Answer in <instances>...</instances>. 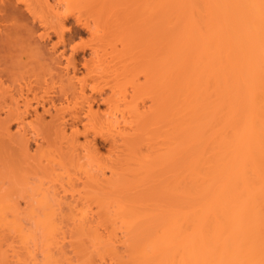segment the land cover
I'll return each instance as SVG.
<instances>
[{
  "label": "rangeland",
  "instance_id": "374dc122",
  "mask_svg": "<svg viewBox=\"0 0 264 264\" xmlns=\"http://www.w3.org/2000/svg\"><path fill=\"white\" fill-rule=\"evenodd\" d=\"M88 2L76 0L69 4L74 16L64 29L66 46L53 27L43 26L38 32H51L49 44L58 42L59 54L65 48L62 64L58 66L65 69L68 60L75 61L79 68L78 77L88 80L85 95L89 99L82 95L73 97L74 90H71L68 93L72 99L71 109L60 112L62 118L51 124L37 122V131L29 134L32 148L27 155L29 157L20 155L23 164L17 166L5 158L0 161V208L4 202L9 204L5 211L8 220L12 223L18 217L17 222L24 227L25 234L23 236L22 231L19 232L7 219L1 220L4 213L0 209V264H151L141 252L153 253L156 238L152 240V234L155 230H161L175 218L199 209L203 201L199 198L204 194L198 189L201 181L197 182L193 169L202 164L199 169L203 174L209 170L206 159L211 154L216 130H230V110L223 105L230 95L219 91L218 85L211 89L218 104L213 103L214 107L204 112L191 107L193 97L184 98L183 87L187 88L196 71L202 73L204 68L201 70L199 65L209 60L197 47L195 38L191 39L193 32L189 30L193 14L200 7L204 8L202 0H170L167 27L161 14L157 13L152 25L147 26L149 29L141 27V24H147L144 18L135 16L138 11L135 7L143 8L146 0L138 3L133 0H94L91 5ZM80 11L96 18L95 21L92 19V27L105 26L100 38L93 34L94 29L77 21ZM40 14L53 18L48 8L42 9ZM140 27L142 30L138 32ZM178 38L184 39L181 67H178L176 58H171ZM94 46L100 50L102 60H98L92 51ZM177 52H180L178 48ZM14 54L15 50L10 45H4L0 51L10 67H5L6 71L20 73L24 69L19 60L11 59ZM102 62L105 66L107 64L105 70H94L95 65ZM146 72L148 80L144 76ZM50 77L51 74L46 76L48 81ZM78 77L74 79L76 84ZM79 84L76 85L78 92L82 91ZM112 84H116L119 90L128 88L129 92L136 85L134 97L130 95L127 98L128 105L122 99L118 100L121 94L114 95ZM93 85H98V88L92 89ZM201 91H204V85L200 87ZM58 97L61 98L56 102L58 106L69 103L64 92L57 94ZM185 102L188 105L186 123L178 127L183 122L180 116L184 113ZM136 103H146L147 111L132 117L133 128L129 135L114 144L111 132L105 126V118L101 119L100 115L110 111V104L127 109ZM245 103L246 98H243L241 105ZM90 104L98 112L93 119L88 117ZM39 110L42 112L43 106ZM45 115L46 121L52 119L50 114ZM34 119L30 116L27 120ZM64 120L69 124V135L72 130L80 135L79 151L71 148L69 137H65L61 129L55 128V124ZM10 122L11 132H18L15 137L23 139L24 130L19 127V120L13 118ZM71 124L74 125L72 128ZM6 140L12 145L8 138ZM10 140L13 141L12 138ZM14 147L19 153L17 145ZM88 169L91 174L106 170L109 180L103 185L91 176L85 177ZM73 193L77 200L72 198ZM65 194L69 197L62 199L64 202L59 213L60 196ZM52 205L53 210L59 209L55 210V227L62 241L60 245H64L63 252L54 257L50 255L56 251V248L51 251L50 248L55 246L52 244L57 238L50 233ZM83 209L94 214L95 227H100L101 233L104 231L103 241H99L94 229L80 226ZM17 211L19 213H14ZM60 233H63L62 237L66 235L65 240ZM109 237H113V242ZM27 244L31 245L29 249L24 248ZM17 251L23 253L14 257ZM9 259L17 260L9 263Z\"/></svg>",
  "mask_w": 264,
  "mask_h": 264
},
{
  "label": "bare ground",
  "instance_id": "6f19581e",
  "mask_svg": "<svg viewBox=\"0 0 264 264\" xmlns=\"http://www.w3.org/2000/svg\"><path fill=\"white\" fill-rule=\"evenodd\" d=\"M74 1L76 0H0V51L4 45H10L15 50L11 59L19 60L21 68L24 69L19 71L20 73L7 72L6 68H10L7 65L8 61L0 55V161L5 158V161L16 163L17 166L22 163L20 155L24 158L29 155L32 148L29 134L37 131L35 130L38 129L37 122L51 124L62 118L59 116L60 112L64 113L67 108L71 109L72 99L68 94L71 90H74L73 97L77 95L78 98L80 95L87 97L85 94H87L86 89L89 83L86 78L78 77L79 68L75 61L68 60L65 69L58 66L57 64H62L61 56L65 55L63 53L66 51L65 48L61 49L59 54L58 42L49 44L51 32L38 33L43 26L53 27L62 44L66 46L64 29L74 16L69 6ZM93 1L89 0L88 5ZM133 1L138 3L141 0ZM202 1L204 8L200 7L197 13L193 14V20L189 22V30L193 32L191 39L195 38L197 47L203 50L209 60L199 65L201 70L204 68L202 73L196 71L191 76V83L189 82L187 88L183 87L184 98L193 97L191 107L204 112L214 107L213 103L218 104L211 92V89L218 85L219 91L230 95L223 104L230 110V130L228 128L216 130V135L212 139L211 154L206 159L209 170L203 174L199 169L202 164L193 169L197 182L201 181L198 189L204 194L199 198L203 199L199 209L182 218H175L161 230H155L152 234V240L156 238L153 253L148 255L147 252L142 251L141 255L146 256L151 264H264V0ZM137 7H135V10H138L135 16L144 18L147 23L146 26L141 24L142 28L144 26L145 29H149L157 13L161 14L165 21L164 26L167 27L170 0H146L143 8ZM44 8L50 9L53 13L52 19L40 14ZM76 19L94 29L93 34L97 38L102 36L100 32L104 31L105 26L92 27V19L95 21V17L87 16L80 11ZM142 28L137 31L141 32ZM183 41L184 39L178 38L176 50L171 56L178 60L176 62L179 64L178 67L183 65L181 50ZM92 48L97 59L102 60L100 50L95 46ZM177 48L180 52H177ZM71 63H73L72 66H70ZM106 66L102 62L95 65L94 70L102 69L103 71ZM53 71L57 73L53 74ZM112 71L114 72L115 69ZM50 74L51 80L48 81L46 76ZM16 75L18 76L15 77ZM165 75L168 76V73L165 72ZM144 76L147 80L149 79L147 72ZM76 77L82 88L79 89L82 90L80 92L76 90L78 84L74 80ZM202 85H204V91L199 92ZM133 87L132 92H129L128 88L119 90L116 84L111 86L114 95L121 94L118 100L122 99L127 105V98L130 95L134 97L136 93V85ZM97 88L98 85L92 87L94 90ZM62 92L69 102L67 105H62L63 107L56 103L58 99H61L56 98V95ZM30 94H32L31 97ZM112 97H110L111 100ZM243 98H246V103L242 106ZM40 106H43L42 112L39 110ZM145 106L146 103H136L132 107L128 106L127 109H120L118 104L113 107L110 104V111L100 115L101 119L105 118V126L109 128L114 144H118L121 139L129 135L134 121L131 118L147 111ZM187 110L188 105L185 102L184 113L180 116L184 123H179L178 127L186 123ZM47 113L52 116L49 121H46ZM97 113L94 111V105L90 104L89 119H93ZM248 115L250 117L246 118ZM30 116H34L35 119L27 120ZM13 118L19 120V127L24 130L23 139L19 138L20 134L18 137L20 140L15 137L18 132H11L10 120ZM68 126L67 120L55 124V128L61 129L65 137H69L71 148L74 147L76 149H72L77 150L80 135L78 136L73 130L69 135ZM73 126L71 124L70 128ZM7 138L12 145L6 142ZM11 138L13 141L10 140ZM23 140L24 143L21 144ZM19 141L21 143H18ZM14 145L20 149L19 153ZM86 148L83 150L85 151ZM89 153L86 154L90 156ZM88 172H90L89 169L85 177L91 176L100 184L104 185L109 180L106 170L102 169V172L97 171L94 174ZM63 190L67 191L64 188ZM60 191L58 193L62 192ZM43 192L46 193L44 190ZM64 197L69 196L67 194L60 196L59 213ZM72 198L77 200L78 197L73 193ZM56 206L54 207L57 208ZM8 207L9 204L6 202L1 206L0 209L4 213V218L1 217V220L7 219L8 223L15 225L16 229L24 234V227L17 222V216V221L13 217L12 223L8 220L5 212ZM50 208L53 210V205ZM55 210L59 209H54L53 215L49 218L50 233L54 238H58ZM91 212L86 209L80 212V226L94 229L96 237L99 241L100 239L103 241L104 231L101 233L100 227L98 228L97 225L95 227L94 214ZM57 238L53 240L55 242L52 245L55 246L50 248V251L56 248V251L50 254L53 255L52 257L63 252L64 245H60L62 241ZM65 238L66 235L62 237V240ZM109 240L113 242L114 239L109 237ZM29 246L31 245L27 244L24 248ZM27 251L29 253L31 250ZM15 253L14 257H19L23 252ZM13 259H9V263L17 260Z\"/></svg>",
  "mask_w": 264,
  "mask_h": 264
}]
</instances>
